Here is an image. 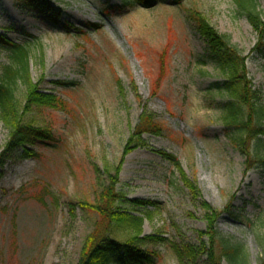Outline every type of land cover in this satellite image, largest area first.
<instances>
[{
  "label": "rangeland",
  "instance_id": "obj_1",
  "mask_svg": "<svg viewBox=\"0 0 264 264\" xmlns=\"http://www.w3.org/2000/svg\"><path fill=\"white\" fill-rule=\"evenodd\" d=\"M19 1L0 0V37L30 44V81L60 105L31 113L55 148H27L37 158L10 152L0 169V264H78L95 220L80 204H94L110 179L127 201L121 209L145 205L140 235L123 234L153 255L150 264H209L201 245L214 213L216 230L261 264L264 171L226 138L219 103L228 98L212 89L225 75L188 20L196 12L229 39L264 97L257 35L234 0H41L60 11L56 22ZM255 1L264 21V0ZM9 57L0 48V75ZM25 95L19 86L17 100ZM142 115L160 132L128 147ZM9 138L1 124L0 154Z\"/></svg>",
  "mask_w": 264,
  "mask_h": 264
},
{
  "label": "trees",
  "instance_id": "obj_2",
  "mask_svg": "<svg viewBox=\"0 0 264 264\" xmlns=\"http://www.w3.org/2000/svg\"><path fill=\"white\" fill-rule=\"evenodd\" d=\"M142 6L148 7L156 0H141ZM134 0H122L123 6L133 4ZM238 14L246 18L252 31L257 35L253 53L264 60V21L257 10L255 0H234ZM18 5L22 8L38 10L49 21L56 22L60 14L56 8L41 0H22ZM188 20L196 26V32L208 42L210 61L225 75V80L216 82L212 89L227 96V101L219 103L222 113L225 136L234 148L247 156L251 155L252 166L260 165L264 171L261 147L264 140V97L254 90L246 78L245 58L230 44L225 36L218 35L200 14L190 12ZM95 28V26H91ZM82 35V33H79ZM29 46L30 44H11L0 37V48L9 52V63L3 67L0 75V125L10 132V138L0 154V169L4 166L8 153L20 150L25 158H37L38 155L29 152V147L55 148V139L49 129L41 127L31 117L35 109L55 108L60 103L52 96L41 97L32 84L29 76ZM59 87L77 86L75 83L58 82ZM19 86L26 89V97L18 101L15 93ZM157 123L150 116L142 115L134 129V134L128 140V147H145L140 140L145 133L159 134ZM252 145V151L250 147ZM126 147V149L128 148ZM252 152V153H251ZM175 167L179 169L178 163ZM103 189L94 204L81 203V209L94 215L95 220L91 232L84 240L78 264H150L153 255L143 251L134 238H127L124 232L141 233L143 221L147 218L141 202L131 203L132 211H124L121 205L125 202L123 195L114 187V179ZM206 211L211 212L206 206ZM215 214V213H214ZM207 219V230L203 234L207 245H201L203 255L209 264H248L247 254L242 245L219 233L214 223L216 216ZM216 215V214H215ZM200 251V249H199ZM264 264V261L261 262Z\"/></svg>",
  "mask_w": 264,
  "mask_h": 264
}]
</instances>
